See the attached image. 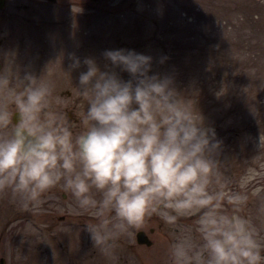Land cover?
Returning <instances> with one entry per match:
<instances>
[{
    "label": "rangeland",
    "instance_id": "1",
    "mask_svg": "<svg viewBox=\"0 0 264 264\" xmlns=\"http://www.w3.org/2000/svg\"><path fill=\"white\" fill-rule=\"evenodd\" d=\"M117 49L151 56V73L171 76L181 99L214 129L221 145L208 191L223 195L222 214L249 222L264 264V0H4L0 77L8 84L0 87V103L23 90L25 73L49 82V110L75 142L85 131L88 100L79 74L86 66L70 70L68 53L94 58L104 70L110 62L102 53ZM9 111L14 114V104ZM90 194L101 199L94 188ZM93 211L79 207L63 180L37 203L8 189L0 194V258L5 264H173L175 242L204 243L203 210L175 223L156 211L104 253L85 229L97 223ZM138 230L151 246L136 242Z\"/></svg>",
    "mask_w": 264,
    "mask_h": 264
},
{
    "label": "clouds",
    "instance_id": "2",
    "mask_svg": "<svg viewBox=\"0 0 264 264\" xmlns=\"http://www.w3.org/2000/svg\"><path fill=\"white\" fill-rule=\"evenodd\" d=\"M102 55L110 62L104 70L94 58L81 61L68 53L70 70L86 66L79 74L88 100L85 131L75 142L49 110V82L25 73L23 90L0 103V129L13 125L10 103L18 114L11 130L0 132V194L11 189L26 204L37 203L63 180L79 207L94 210L97 223L85 229L104 253L156 211L175 223L203 210V246L196 248L188 237L178 240L170 250L173 264H260L262 249L249 222L222 214L223 195L208 191L221 145L214 129L181 99L171 76L151 73V56L126 49ZM7 84L0 77V87ZM93 188L99 201L90 194Z\"/></svg>",
    "mask_w": 264,
    "mask_h": 264
},
{
    "label": "water",
    "instance_id": "3",
    "mask_svg": "<svg viewBox=\"0 0 264 264\" xmlns=\"http://www.w3.org/2000/svg\"><path fill=\"white\" fill-rule=\"evenodd\" d=\"M48 1L54 2L55 0H48ZM3 5H4V0H0V8ZM0 70H1V64H0ZM17 116H18V114H16L14 112L13 117H12L13 123L16 122ZM135 238H136V242L138 244H144L146 246H151V244H152V240H150V238L148 237V235L146 234V232L144 230H138L135 234ZM0 264H5L4 258H2V257L0 258Z\"/></svg>",
    "mask_w": 264,
    "mask_h": 264
}]
</instances>
